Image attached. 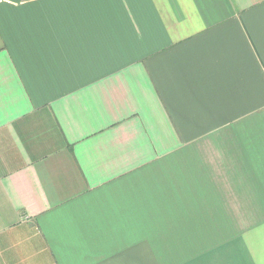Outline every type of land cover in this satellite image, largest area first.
<instances>
[{
  "label": "crops",
  "instance_id": "obj_1",
  "mask_svg": "<svg viewBox=\"0 0 264 264\" xmlns=\"http://www.w3.org/2000/svg\"><path fill=\"white\" fill-rule=\"evenodd\" d=\"M0 264H264V0H0Z\"/></svg>",
  "mask_w": 264,
  "mask_h": 264
}]
</instances>
